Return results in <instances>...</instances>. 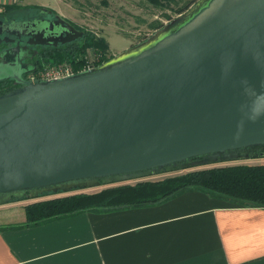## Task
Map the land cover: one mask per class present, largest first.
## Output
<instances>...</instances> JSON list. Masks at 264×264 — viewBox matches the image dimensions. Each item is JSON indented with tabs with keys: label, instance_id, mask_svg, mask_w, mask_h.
<instances>
[{
	"label": "water",
	"instance_id": "obj_1",
	"mask_svg": "<svg viewBox=\"0 0 264 264\" xmlns=\"http://www.w3.org/2000/svg\"><path fill=\"white\" fill-rule=\"evenodd\" d=\"M55 25L62 45L83 38L60 17ZM26 51L0 54V81L19 85L0 95V206L264 158V0H198L143 42L57 80L25 81Z\"/></svg>",
	"mask_w": 264,
	"mask_h": 264
},
{
	"label": "crops",
	"instance_id": "obj_2",
	"mask_svg": "<svg viewBox=\"0 0 264 264\" xmlns=\"http://www.w3.org/2000/svg\"><path fill=\"white\" fill-rule=\"evenodd\" d=\"M29 203L0 206V264H264V207L200 190L27 226Z\"/></svg>",
	"mask_w": 264,
	"mask_h": 264
},
{
	"label": "trees",
	"instance_id": "obj_3",
	"mask_svg": "<svg viewBox=\"0 0 264 264\" xmlns=\"http://www.w3.org/2000/svg\"><path fill=\"white\" fill-rule=\"evenodd\" d=\"M144 1L162 11V18L171 21L172 16L163 11L170 9L171 3L177 5L182 0ZM194 3H187L174 10L173 13L181 15ZM17 9V6H5L1 16H8ZM147 27L155 33L163 27V23L154 20ZM147 38L149 36H145L144 40ZM88 49H92L95 54L107 50L102 38L94 36L93 33H87L75 42L43 51L42 60L35 65V70L32 72L45 66L63 62L71 63L78 58L82 59ZM6 92L9 91L0 90V95ZM98 188L100 189L94 192H85L87 190L85 189L68 193H51L30 201L24 208L25 225H36L83 211H108L154 205L186 190H200L233 203L264 207V163L198 167V169H191L183 174L165 177L162 180H142L136 183L128 181ZM11 202H17V200L13 199Z\"/></svg>",
	"mask_w": 264,
	"mask_h": 264
},
{
	"label": "rangeland",
	"instance_id": "obj_4",
	"mask_svg": "<svg viewBox=\"0 0 264 264\" xmlns=\"http://www.w3.org/2000/svg\"><path fill=\"white\" fill-rule=\"evenodd\" d=\"M197 1L182 0L177 5L176 3H171L169 6L170 9L163 12L171 15L173 20L179 16L173 13L174 10L185 6L187 3ZM23 5L25 7L17 5V11L12 12L8 17H12L13 19L34 18L41 15V11H47L51 16L55 14L61 19L66 20L70 25L84 34L93 33L94 36L102 38L107 50L97 52L96 54L92 49H88L86 52L91 60H94L93 58L98 56L99 61L102 63L128 50L132 46L143 42L145 36L154 34L147 27L150 22L154 20L163 24L168 22L165 18L161 17L162 11L152 7L144 0H23ZM2 13L3 10H0V16ZM263 163L264 158L259 157L256 159L215 164L199 168ZM189 170L169 174H154L145 179L162 180L165 177L180 175ZM145 179L131 181V183L140 182ZM99 189L96 187L87 189L85 192H94ZM23 201L29 202L30 200Z\"/></svg>",
	"mask_w": 264,
	"mask_h": 264
},
{
	"label": "flooded vegetation",
	"instance_id": "obj_5",
	"mask_svg": "<svg viewBox=\"0 0 264 264\" xmlns=\"http://www.w3.org/2000/svg\"><path fill=\"white\" fill-rule=\"evenodd\" d=\"M49 14L50 13L47 12L34 18H16L17 20L6 15L0 16V54L16 48L17 46L25 48L27 50L26 57L21 61L20 65L22 68L33 66L35 70V65L42 60L43 51L63 46L59 38L65 37V29L62 28L61 25H55V22H57V15L54 14L51 16ZM64 22L70 24L66 20H64ZM39 32L43 34L42 37L36 36V33ZM49 40H52L51 43L46 45L34 43H47ZM54 43H56V45H54ZM7 65H12V63L9 62ZM25 77L26 74H23L22 78L26 81ZM0 85V90L2 91H11L19 87L11 78L1 80Z\"/></svg>",
	"mask_w": 264,
	"mask_h": 264
},
{
	"label": "built area",
	"instance_id": "obj_6",
	"mask_svg": "<svg viewBox=\"0 0 264 264\" xmlns=\"http://www.w3.org/2000/svg\"><path fill=\"white\" fill-rule=\"evenodd\" d=\"M168 22L163 24V26L166 25ZM151 35L147 36L150 37ZM93 59L94 60H91L86 54L82 59L78 58V60L71 63L63 62L53 66H45L35 72L28 73L25 78L27 82H36L39 80L48 81L65 78L76 73L91 70L102 64V62L99 61L98 57L95 56V58Z\"/></svg>",
	"mask_w": 264,
	"mask_h": 264
}]
</instances>
